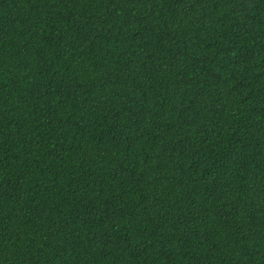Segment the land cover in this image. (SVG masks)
Returning a JSON list of instances; mask_svg holds the SVG:
<instances>
[{"label":"trees","instance_id":"obj_1","mask_svg":"<svg viewBox=\"0 0 264 264\" xmlns=\"http://www.w3.org/2000/svg\"><path fill=\"white\" fill-rule=\"evenodd\" d=\"M0 264H264V0H0Z\"/></svg>","mask_w":264,"mask_h":264}]
</instances>
